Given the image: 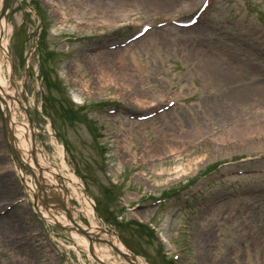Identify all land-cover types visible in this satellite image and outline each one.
Here are the masks:
<instances>
[{"label": "rangeland", "instance_id": "obj_1", "mask_svg": "<svg viewBox=\"0 0 264 264\" xmlns=\"http://www.w3.org/2000/svg\"><path fill=\"white\" fill-rule=\"evenodd\" d=\"M186 1L8 0L12 83L29 106L37 147L82 183L98 213L93 223L81 211L86 206L70 199L84 228L99 222L116 231L138 264H264V159L253 158L264 154V118L247 114L256 97L233 101L240 103L232 111L226 104L215 119L212 107L215 97L264 73V0H212L191 29L152 30L96 57L85 50L121 42L145 21L187 18L201 0L189 12ZM170 97L173 109L142 121L130 117ZM254 103L264 114V100ZM178 112L184 122L175 119ZM23 113L20 119L29 118ZM240 114L248 119L235 139L225 129ZM11 157L0 128V203L22 195ZM17 167L30 181L27 168ZM237 168L256 172L237 175ZM197 188L203 191L185 199ZM166 192L176 200L154 202ZM32 209L23 202L0 218V264H101L73 246L72 231L83 232L46 224ZM136 222H148L155 234L141 233ZM93 244L122 260L104 242ZM172 253L179 260L163 262ZM110 256L104 261L117 264Z\"/></svg>", "mask_w": 264, "mask_h": 264}, {"label": "bare ground", "instance_id": "obj_2", "mask_svg": "<svg viewBox=\"0 0 264 264\" xmlns=\"http://www.w3.org/2000/svg\"><path fill=\"white\" fill-rule=\"evenodd\" d=\"M186 2H187L186 7L189 8L188 9L189 11L193 7L189 5L194 4L195 1L187 0ZM0 4H1V0H0ZM9 30H10V24L8 23L6 16H2L0 18V108L6 120V131H8V135L9 137H11L10 139L12 141V149L14 151V154L16 158H18L20 162L23 163L33 173L34 177L32 176L31 177L32 180L28 181L27 176L22 172L20 168H18L17 172L18 175L21 176L22 182L26 186L29 193L33 191L34 184L37 181L42 186V190L44 194H47L46 195L47 200L51 202L49 203V205L51 207L54 205L53 209L56 208L53 212L51 209H44L39 205L37 211L43 217L46 224H48L49 222H55V223L57 222L62 225H67V227L69 226L71 227L72 223L73 225L75 224V222L73 221L76 220V215L78 213V210L72 207L70 204L71 198L80 201L81 204H84L86 206V207L83 206L84 209L81 210L84 214H86L90 218L91 217L94 218L95 215L92 213V210L88 205L89 201L86 200L84 194L81 192L82 188L78 183V180L74 177L72 173L63 172L62 169L52 166V164L48 161L46 156L37 147L36 142H34L33 135L36 131L34 127L30 125L28 119L25 116L22 115L23 116L22 119H20L19 117V114L21 113L24 114L23 113L24 111L27 114L29 106L27 105L26 99L24 97L23 99H19V89L16 88L15 85H13L12 83V62L8 50ZM104 53L107 54L113 52L104 51L93 54L92 56L93 57H96L97 55L101 56V54ZM195 53L200 54V52L198 51H195ZM201 55L205 57L206 56L211 57L209 52L206 53L204 52ZM122 62L123 60H121L120 63ZM262 85H264V83H259L257 85H251L250 83H248V85L246 86L240 85L239 86L240 89L238 88L239 90L235 92H227V94L224 93L223 95L215 97V99L213 100L214 105L212 104V107L216 109L217 114L216 112L215 113L212 112L214 114L213 119L218 117V114L220 115L226 114L220 111L221 108H223L226 104H228L227 110L232 111L236 109V106L240 103L233 101L246 100L247 96H248V100H250L253 95L256 96L257 99H255L252 102L250 101L251 105H249L247 109L249 110L250 116L252 118L258 120L263 119L264 114L261 115L257 107L254 105L255 104L254 102H258V101L261 102L262 100H264V90H259V87L264 88V86ZM245 87L248 88V91L245 89ZM253 88H257L258 90H255V92H251V89ZM18 101H20V103ZM210 101H212V99H210ZM205 102H207L206 105H209L208 103L209 99L205 100ZM238 117L239 115H237L236 118L237 121H235L234 125L229 126L225 129L226 130L225 132H229L231 129V133H234L233 136L235 139H236L235 136L240 134V132L242 131L244 122L248 119L246 118L245 120H243V118L239 117L238 120ZM175 119L178 120L179 122L180 121L184 122L186 117L182 112H178L175 115ZM186 123L189 129L188 130L189 133L191 131V124L188 121H186ZM231 135L232 134H230V136ZM222 138L224 140V137ZM60 155H61V151H60ZM60 165H61L60 167L63 168L65 166L64 161H62ZM59 178L61 179V183L57 180ZM4 185H5L4 183H0V192H2V188H5ZM70 220H72V223ZM91 222L94 223L93 220ZM90 230L91 232L92 230L94 232L103 231V234H105L106 232L101 227L100 224H92ZM86 232H88V230ZM106 233H107L108 241L112 245L116 246L119 250L125 252L126 249L122 246V244L119 242L116 236H114L112 233L109 232ZM72 234H73L72 237L73 246L75 247V249H80V248H82L83 250L85 249V251L88 252V256H87L88 258L89 256L91 258L93 256L94 258H97L100 261H104L105 257L110 256L108 254L109 252L108 246L101 247L98 244L89 245V243H92L91 240L89 239L90 235H87L89 237L87 236L83 237L78 235L74 231H72ZM110 258H112L114 262L117 261V264H122L121 261L119 262L116 258L111 256ZM136 262L138 263L139 261Z\"/></svg>", "mask_w": 264, "mask_h": 264}, {"label": "water", "instance_id": "obj_3", "mask_svg": "<svg viewBox=\"0 0 264 264\" xmlns=\"http://www.w3.org/2000/svg\"><path fill=\"white\" fill-rule=\"evenodd\" d=\"M6 7H7V0H2V7L0 9V17L5 13ZM113 249L117 251L119 254H121L122 256H126L125 254L119 252L117 248L113 247Z\"/></svg>", "mask_w": 264, "mask_h": 264}]
</instances>
